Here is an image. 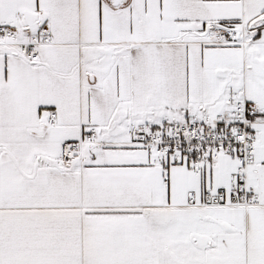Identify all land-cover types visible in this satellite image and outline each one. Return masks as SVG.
<instances>
[{
  "label": "snow or ice",
  "instance_id": "snow-or-ice-1",
  "mask_svg": "<svg viewBox=\"0 0 264 264\" xmlns=\"http://www.w3.org/2000/svg\"><path fill=\"white\" fill-rule=\"evenodd\" d=\"M0 264H264V0H0Z\"/></svg>",
  "mask_w": 264,
  "mask_h": 264
}]
</instances>
